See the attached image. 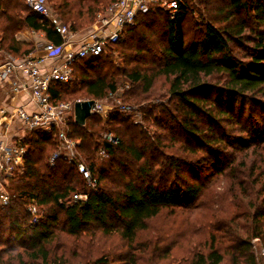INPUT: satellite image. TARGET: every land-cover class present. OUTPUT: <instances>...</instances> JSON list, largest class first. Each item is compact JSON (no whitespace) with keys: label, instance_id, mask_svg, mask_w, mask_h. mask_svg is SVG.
Segmentation results:
<instances>
[{"label":"trees","instance_id":"1","mask_svg":"<svg viewBox=\"0 0 264 264\" xmlns=\"http://www.w3.org/2000/svg\"><path fill=\"white\" fill-rule=\"evenodd\" d=\"M51 1L63 20L86 16L91 23L119 0ZM169 1L158 0L138 13L121 40L108 44L99 56L77 58L70 81L51 83V101L58 105L80 94L87 100L105 99L119 90L123 78L130 84L123 98L137 104L141 121L114 106L104 129L119 138L113 145L103 139L96 114L85 126L69 117V137L78 142L82 161L98 181L95 191L88 190L75 160L61 156L51 163L60 145L53 129L26 132L24 172L10 180V201L0 207V264H64L54 249L65 246L62 236L79 247L85 240L95 245L98 233L117 234L128 250L98 257L89 251L86 264L115 263L110 256L119 263L139 264L143 250L152 264L173 259L171 248L162 243L138 247V234L165 210L200 207L215 176L231 179V191L241 189L244 198L250 197L245 212L252 228L237 230L233 220L227 225L216 222L205 243L207 251L195 250L179 264H223L226 257L231 264H260L253 240L264 243V0H179L174 17ZM197 3L205 8L198 10ZM196 14L201 19L189 29L188 18ZM22 28L41 32L57 45L64 42L52 22L31 11L26 0H0V51L12 58L32 52L15 38ZM160 77L168 82L166 95L152 99ZM149 122L172 127L166 143H172L180 157L159 152L162 139L149 135ZM102 148L107 157L99 156ZM251 150L257 164L240 159ZM155 156L161 161L153 165L150 158ZM158 164L163 170L155 171ZM80 193H89L87 202H75L74 195ZM40 210L44 215L35 220ZM220 246L227 249L221 251ZM84 251L81 247L73 254Z\"/></svg>","mask_w":264,"mask_h":264},{"label":"built area","instance_id":"2","mask_svg":"<svg viewBox=\"0 0 264 264\" xmlns=\"http://www.w3.org/2000/svg\"><path fill=\"white\" fill-rule=\"evenodd\" d=\"M158 0H119L116 4L106 10L105 13L98 14V20L94 24L92 34L87 37L78 47L72 44L73 33L62 20L49 9L48 0H26L28 8L48 18L55 26L56 30L62 35L63 44L57 45L47 41L45 44L46 56L50 58L64 57L61 65L55 66L49 71H43L39 68L37 62L33 59H27L21 63L14 60L12 64H6L0 67V86L7 85L11 88L9 103L0 105V124L11 125L14 122H20L24 130H54L59 140V149L53 154L51 163L64 156L68 160H75L80 174H82L89 191L98 189V181L93 176L89 166L82 161L78 142L69 137V117L74 116L73 103H61L55 105L51 101L50 85L54 81L68 82L72 79L73 69L71 64L81 57H96L102 54L108 44L116 43L121 40L126 26L132 24L135 17L140 12H147L149 6ZM179 0H170L167 3L171 9L172 17L178 10ZM22 71L30 79L29 88L34 103L38 106V111L29 113L23 107L17 105L15 100L18 96L19 84L14 79L17 72ZM26 86H28L26 84ZM120 89L105 99L94 100L91 112L103 118L104 122L108 120L109 114L118 106L120 110L128 115H137L140 117L137 106L134 103L124 102L117 99V104L111 102L118 98ZM103 139L110 144L117 145L119 138L111 132L103 134ZM28 146H26L22 137L10 138L6 134L0 138V207L6 206L10 201V180L25 169L27 160ZM99 156L107 157V151L102 148L98 152ZM89 199V193H80L74 195L75 202L85 203ZM35 211L34 207L29 208ZM44 215L40 210L36 214L35 220Z\"/></svg>","mask_w":264,"mask_h":264},{"label":"rangeland","instance_id":"3","mask_svg":"<svg viewBox=\"0 0 264 264\" xmlns=\"http://www.w3.org/2000/svg\"><path fill=\"white\" fill-rule=\"evenodd\" d=\"M205 3V2H204ZM116 4V3H115ZM199 6H198V5ZM195 4L196 8L198 10H202L205 8L204 5H201L199 3ZM114 5V4H113ZM112 5V6H113ZM209 5V4H208ZM110 6V7H112ZM198 6V7H197ZM108 8H104V10L100 11V13H105ZM210 8H214L215 5L211 4L209 5ZM201 8V9H200ZM49 9L51 12H54L53 2L49 0ZM99 13V14H100ZM57 14V13H56ZM58 17L62 20L64 24H66L71 32L75 35L76 43L74 44V47H78L81 43L84 42V40L89 37L92 34V29H94V24L98 20V15L96 16L95 21L89 22V20L84 17L77 18L75 22L72 21H65L63 20L59 15ZM201 19L199 17V14L189 16L187 21V26L189 29H193L195 27V24L197 20ZM15 38L18 41L23 42V49H31L32 52L27 56H18L13 57L15 61L18 63H21L27 59H32L33 54H36L38 52L43 51V47L47 43V39L45 35L41 32H35L28 28H22L15 32ZM238 48L235 46V50ZM37 58H34V60H38L39 55H37ZM117 61L119 64L122 63V59L120 55H116ZM168 82L164 77H160L156 81V86L153 90L152 99L157 98L161 99L164 95H166L167 89H168ZM130 87L129 82H125V79L120 78V94L118 95V98H115L111 102L114 104H117V99H120L124 102L123 94L126 92V90ZM81 95V94H80ZM77 96V97H69L65 103H73L77 100L86 101L87 99L83 96ZM11 96V93L9 90L6 92L3 91L0 87V105L6 104V100ZM166 100V99H165ZM135 104V103H134ZM137 106V104H135ZM256 111L260 114L262 113L259 111V109H256ZM238 112V110L236 111ZM99 116V115H97ZM100 117V116H99ZM132 119L139 123L141 121V118L137 115L131 116ZM102 121V129L103 134L110 132L104 129H107L108 120L104 122L103 118L100 117ZM165 120V119H164ZM242 122L245 123L244 119H242ZM167 126H162L160 128L154 126L153 122H149L148 124L145 123V126L149 129V135L150 136H159L160 139H162L161 143L159 144V152L163 154L165 157H169L171 155H174L176 157H180L181 154L177 150V148L172 145V143H166V140L170 139L173 135L171 133L172 127L169 124H166ZM234 125H232L233 128ZM7 126H2L0 128H3L2 131H0V138L3 137L5 134H8V128ZM12 128V127H11ZM2 132V133H1ZM12 136V135H11ZM104 136V135H103ZM11 138V137H10ZM101 157V156H100ZM127 155L121 154L119 155V158L121 160H126ZM151 157V156H150ZM249 158L251 160L252 164H257L256 161V155L251 152L249 154H245L243 152L240 155V159L242 158ZM131 162H134L132 164V168H136L137 163L129 158ZM151 163H155V161L159 162L161 161V157L155 156L150 158ZM259 162V159H258ZM131 169V168H129ZM163 170V166L156 165L155 171ZM207 174V173H206ZM213 174H210L208 178H212ZM203 176V175H202ZM205 176V173H204ZM212 186L210 188L208 187L204 194V196L201 199L200 207H194L193 209L186 210V209H176V210H165L163 211L158 217L151 219L148 221V229L146 231H142L138 234L136 238L135 244L139 246H146L148 247L151 244L156 243H162L163 246H166L167 248H171V256L173 259L170 260H162L158 261L157 264H179L184 259L190 257L195 250L197 251H207V248H205V243L209 242L210 233L214 232L216 222H223L227 225V223L231 222L233 220L232 227L237 230H242L245 227L252 228L251 223V217L249 218L245 212L246 210H249L248 202L251 200L250 197L244 198V193L241 189H236L234 191L230 190V185L232 183L231 179L225 178L223 176H215L214 179H211ZM251 212V211H249ZM234 217V219H232ZM229 221V222H228ZM263 224H264V218H263ZM262 224V223H261ZM240 232H246V231H240ZM62 239L64 241L65 246L62 248H58V245L54 247L58 254H56L57 257L63 256L64 261L66 260V263L64 264H86L90 257H86L87 253L91 252V257H95L98 255H103V253L110 254H119L121 250L123 252L125 250H128L126 247L127 243L123 242L121 238L117 234H113L109 237H104L100 233H98L94 237L95 245L92 244L91 246L87 242H83L81 246L77 247L74 239L66 236H62ZM89 240V239H87ZM222 242V245L226 246V242L223 240H220ZM254 244V250L257 255V259L260 264H264V243L263 240H253ZM209 246V245H208ZM77 247V248H76ZM84 249V254L81 255L79 252V255L76 256L73 254L75 251H81ZM114 248H117V251H113ZM221 251H224L223 249H227L226 247H221ZM142 256L140 258L139 264H152L151 260L145 256V250L142 252ZM131 254V253H130ZM115 263L113 264H123L122 262H118V257H113ZM111 259V258H110ZM63 261V262H64ZM73 262V263H72ZM223 264H231V260L229 257H226V260Z\"/></svg>","mask_w":264,"mask_h":264},{"label":"crops","instance_id":"4","mask_svg":"<svg viewBox=\"0 0 264 264\" xmlns=\"http://www.w3.org/2000/svg\"><path fill=\"white\" fill-rule=\"evenodd\" d=\"M56 14V13H55ZM75 35L73 34L72 40L74 41L72 44L76 43ZM45 47V46H44ZM43 47V51L38 52L37 55H39L38 60H35L39 66V68L43 71H49L53 69L57 65H61L64 61V57H59V58H50L46 56V51L45 48ZM36 54H33L34 58H37ZM15 80L18 81L19 86V91H18V96L15 100V103L21 107H23L27 112L32 113L38 111V106L34 103L31 97V90L29 88L30 85V79L28 78L27 75H25L22 71L17 72V74L14 77ZM26 84L28 86H26ZM1 89H3L4 92L7 90L11 91L10 86L7 85H1ZM9 98L6 100V104L9 103ZM2 104V105H6ZM2 126H7V125H1ZM12 127V128H11ZM6 128H8V134L7 136L11 138H16V137H23L26 134V130H24L22 124L18 122H14L11 125H8ZM3 128H0V131H2ZM2 133V132H1ZM12 135V136H11Z\"/></svg>","mask_w":264,"mask_h":264},{"label":"water","instance_id":"5","mask_svg":"<svg viewBox=\"0 0 264 264\" xmlns=\"http://www.w3.org/2000/svg\"><path fill=\"white\" fill-rule=\"evenodd\" d=\"M14 63V59L5 52L0 51V67ZM94 100L77 101L74 105L75 122L80 126H85L91 112Z\"/></svg>","mask_w":264,"mask_h":264}]
</instances>
